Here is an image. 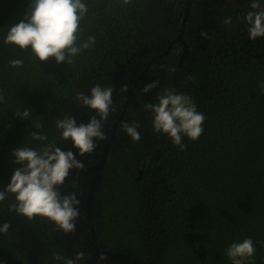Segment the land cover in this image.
<instances>
[{
	"label": "trees",
	"instance_id": "obj_1",
	"mask_svg": "<svg viewBox=\"0 0 264 264\" xmlns=\"http://www.w3.org/2000/svg\"><path fill=\"white\" fill-rule=\"evenodd\" d=\"M30 2L0 0V191L5 192L20 167L11 156L18 147L54 144L83 165L95 164L126 100L146 85H134L120 72L138 66L137 52L163 34L154 27L151 0H82L88 11L77 46L90 36L94 43L71 57L72 63L40 62L30 46L5 43L10 26L27 19ZM230 17L237 22L220 25L207 51L187 69L171 65L145 75L157 86L127 108L95 192L101 250L136 264H233L226 250L251 238L256 251L243 264H264V37L247 43L245 24ZM17 59L23 65L12 67ZM96 85L113 89L112 111L102 121L107 139L80 155L71 140L62 139L56 121L74 117L87 124L96 113L81 106L77 95H90ZM123 85L127 91H121ZM166 89L189 96L205 116L202 134L195 141L183 137V150L154 130L153 113L145 108ZM125 123L138 125V142ZM34 132L47 139L33 140ZM72 182L66 178L59 186L62 196L80 189L70 188ZM14 203L15 195L7 192L0 202V227L10 225L0 232V264H53L57 255L72 252L54 222L10 211ZM90 249L81 264L91 258Z\"/></svg>",
	"mask_w": 264,
	"mask_h": 264
},
{
	"label": "clouds",
	"instance_id": "obj_2",
	"mask_svg": "<svg viewBox=\"0 0 264 264\" xmlns=\"http://www.w3.org/2000/svg\"><path fill=\"white\" fill-rule=\"evenodd\" d=\"M130 0H124L129 3ZM252 9L246 15L249 25L248 32L251 39L264 37V9L259 0H254ZM88 9L82 0H31L27 19L10 26L5 43L14 44L21 49L30 46L35 57L40 62L55 58L59 64L72 63L71 57L78 55L83 49L89 48L95 38L77 46L80 21ZM231 23L230 19L224 21ZM12 67H21L22 60L10 61ZM157 86L156 82L144 85L142 91L150 92ZM127 91V85L121 87ZM112 88H103L96 85L90 89V95L78 93L77 100L81 106L93 110L96 115L90 117L87 124L80 123L74 117H65L56 121L64 140H71L73 147L79 150L80 155L91 153L97 147L96 140H106L103 132V123L112 111ZM4 97L0 95V101ZM146 109L153 113V128L158 133L167 134L175 146L183 150V137L197 140L203 132L205 116L197 111L195 103L189 96L166 89L157 96V103L146 104ZM28 113L25 112V116ZM99 117V119L97 118ZM38 127H42L39 125ZM126 133L134 142L140 140L137 124H123ZM33 140L44 141L46 136L32 133ZM13 162L20 167L16 168L7 184L6 192L15 195L16 203L10 205L9 210L19 215L33 218L46 217L54 222L60 231L65 234L76 230V220L80 216V201L75 194L62 196L58 188L68 177L73 168L82 169L83 163L77 160L71 151H64L60 147L46 145L40 150L27 147H18L11 152ZM6 192L0 191V202L6 199ZM10 225L4 223L0 232L6 233ZM233 264H243L245 258L253 257L256 249L251 238L242 242L233 243L226 250ZM84 252H77L74 259L60 255L55 257L64 264H77L84 259ZM103 258V257H102Z\"/></svg>",
	"mask_w": 264,
	"mask_h": 264
},
{
	"label": "flooded vegetation",
	"instance_id": "obj_3",
	"mask_svg": "<svg viewBox=\"0 0 264 264\" xmlns=\"http://www.w3.org/2000/svg\"><path fill=\"white\" fill-rule=\"evenodd\" d=\"M165 1L167 7L169 8V10H171L173 14L172 18L169 19V21L167 20L168 22H174V24L172 23V26L169 30L171 36L168 37L167 34H163L162 36H160L161 41L160 40L159 41L161 42L162 45H160L159 49L157 50L153 49L154 55L151 59L149 58L147 60L146 67L140 74V82L145 81L144 76L147 73H150L154 70H159L163 67L168 68L169 66L172 65L171 67L172 69H179L181 71L187 69L191 63L199 59L201 54L207 51L208 47L212 42V38L214 34L220 32L221 29L220 25H224L225 24L224 21L226 19H230L231 22H237V19L230 17L231 15L237 16L239 20L245 24L244 26L246 28L244 32L247 33V43H248L251 38L248 32L249 25L246 21V15L250 11L260 10V9L251 8V4L254 2V0H204L202 4L198 0H165ZM259 2L261 4V8L264 9V2H262L261 0H259ZM174 4H176V7L173 10L172 8ZM200 5L202 7L201 9H199ZM170 6L172 7L170 8ZM217 8L220 9L217 10ZM202 11L213 14L212 21L205 20L204 18L199 19L198 16L203 15ZM214 14H217L220 18L216 19ZM198 22H208L205 23L206 25H208V29L210 25L214 28L212 30L211 27V29L209 30V34H208L209 41L206 47L204 48V51L198 50L200 49V47H198L197 42L199 39H202L201 34L198 33L199 30L198 29L196 30L194 26H191ZM170 25L171 24H169L168 26ZM203 27L204 24H202L200 28ZM146 69L147 72L143 75ZM97 162L94 163L96 164ZM92 178L93 175L81 176L80 178H72L73 182H76L81 188L85 187L84 182L87 183L89 181L88 191L84 196L82 194V197L78 198L79 201L86 200ZM79 210H80V216L77 220L81 222L83 226L82 228L83 231L80 236L81 243H75L74 241L72 242L68 240V238L65 237L64 233L59 230L60 234L68 240L72 250L71 253H66L62 256L71 257L72 259H74L77 252H81V251L84 252V250H86L87 247H91L90 249L91 258L90 259L87 258L88 260L87 259L85 260V264H91L93 257L95 255V250L92 243L91 231L88 227L86 204L79 205ZM104 262L113 264L114 260L109 259L105 255H101L97 261V264H104ZM62 263L64 264L63 261H59V262H54L53 264H62ZM77 264H81V262L77 261Z\"/></svg>",
	"mask_w": 264,
	"mask_h": 264
},
{
	"label": "rangeland",
	"instance_id": "obj_4",
	"mask_svg": "<svg viewBox=\"0 0 264 264\" xmlns=\"http://www.w3.org/2000/svg\"><path fill=\"white\" fill-rule=\"evenodd\" d=\"M198 1L201 4L204 2V0H198ZM150 3H151V8H152V10L154 12V18L155 19H153V20H155V21H154L153 24H154L155 29L158 30V31H161L163 34H166V32H169V30H170V28L172 26V23L174 24V22H168L169 19H171L172 15H173L171 10H169V8L167 7V4H166L165 0H151ZM174 3H176V2H174ZM171 7L172 6H170V8ZM175 7H176V4H174L172 9L174 10ZM201 8L202 7L200 5L199 9H201ZM219 9L220 8H217V10H219ZM198 12H199V10H198ZM202 13H203L202 16L201 15L198 16L199 19H201V18L203 19L204 18L205 20L212 21V18H213L212 15L213 14H210L209 12H205V11H202ZM218 13H219V11H218ZM214 16H215L216 19L220 18L217 14H214ZM205 23H208V22H198V23H196L194 25H191V26H194V28H196V30L197 29L199 30L198 33H200L201 37H202V39H199L198 42H197L198 47H200V49H198L199 51H204V48L206 47V45H207V43L209 41L208 34H209V30L211 29L212 26L210 25V27L208 29V25H206ZM169 24H171V25L168 26ZM202 24H204V27L200 28ZM178 25H179V22H178ZM213 29L214 28L212 27V30ZM159 40H160V37L159 38L157 37L154 40H151V42L149 44L143 46L137 52V57H138V59L140 60L141 63L138 66H136L135 68H132L131 70L120 72V76L123 77L124 79L132 82L134 85H138L140 83V74L144 70V68L146 67L147 60L149 58L151 59L153 57V55H154L153 49L157 50V49H159V46L162 45L161 42H160L161 40L160 41ZM151 74H153V71L150 72V75ZM106 125L110 126L109 123H106ZM84 183H85L84 184L85 187L81 188L79 186L80 189H74L75 186H77L76 182H72V184L70 185V188H73L74 190H76V194L75 195H76L77 198L82 197V194L84 196L87 193V191H88L89 182H87V183L84 182ZM75 223H76V230L74 232L68 233V234H65L64 232L63 233H64L65 237L68 238V240H70L72 242L74 241L75 243H81V237L80 236H81V233L83 231L82 230L83 226H82L81 222H79L78 220H76ZM66 258L72 259L71 257H66Z\"/></svg>",
	"mask_w": 264,
	"mask_h": 264
},
{
	"label": "water",
	"instance_id": "obj_5",
	"mask_svg": "<svg viewBox=\"0 0 264 264\" xmlns=\"http://www.w3.org/2000/svg\"><path fill=\"white\" fill-rule=\"evenodd\" d=\"M147 72V69L144 71L143 75ZM144 80L147 83H149V79L144 76ZM143 89V88H142ZM142 89L136 94L133 98H128L125 102L124 110L122 111V114L118 117L117 121L114 122L111 125V134L110 139L105 144V146L102 149V153H100L97 158L99 159L96 164L93 165H84L82 169L73 168L70 170L69 175L67 178H80L81 176H90L93 175L89 192L87 194L86 200L80 201L79 205L86 204V211H87V219H88V227L91 231L92 236V243L95 250V255L93 257V260L91 264H97L98 259L101 255L107 256L109 259L117 261L119 264H136L137 262L135 260H132L130 257L115 253L112 251H101L98 247V234L95 228L94 224V217H93V200L95 197V192L98 187V183L102 177V171L105 166V163L108 159L110 147L111 144L116 136V130L118 127V124L123 119L124 114L126 113L127 108L130 106V104L136 99V97L142 92Z\"/></svg>",
	"mask_w": 264,
	"mask_h": 264
}]
</instances>
